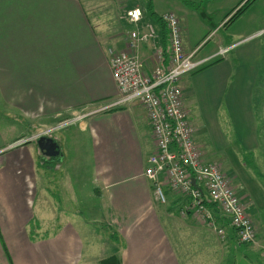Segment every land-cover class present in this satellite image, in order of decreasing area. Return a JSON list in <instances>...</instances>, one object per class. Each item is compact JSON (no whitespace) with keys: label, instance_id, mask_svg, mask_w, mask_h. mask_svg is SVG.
<instances>
[{"label":"crops","instance_id":"0c3cea01","mask_svg":"<svg viewBox=\"0 0 264 264\" xmlns=\"http://www.w3.org/2000/svg\"><path fill=\"white\" fill-rule=\"evenodd\" d=\"M240 1L244 0L224 15L220 28L244 4L234 10ZM85 3L0 0V264H85L83 259L89 258V253L93 254L90 261L116 255L121 264H210L209 258L219 264L222 253L242 243L225 218L218 220L226 232L220 238L191 215L182 216L180 209L186 198L168 186L163 187L166 203L154 199L153 186L143 175L154 147L151 127L140 104L85 116L65 126L68 128L60 134H51L59 149L56 155L42 150L37 141L9 148L33 128L52 124L58 117H74L79 111H89L117 97L106 47L123 49L127 35L116 34L113 26L105 25L110 19L101 17L104 2ZM154 12L159 16L164 13ZM150 23L158 35L157 45L166 43L167 32L161 35L155 21ZM263 29L264 0H251L225 26L214 49L200 57L233 43L227 55L216 63L206 62L202 69L180 80L184 105H199L193 115L195 126L189 122L203 160L217 162L233 183L238 181L237 176L224 169V164L232 167L226 154L228 144L235 142L238 151L246 155L253 151L250 143L255 138L250 137L264 135V32L257 34ZM182 44L187 52L195 49L188 38H183ZM152 50V43H142L139 53L147 59ZM46 56L53 57L49 64L44 61ZM232 64H236L234 68ZM151 67L147 65L148 70ZM220 125L228 126L222 131ZM226 136L232 138L226 141ZM68 146L92 165L86 188H77L90 201L99 200L103 205L105 225L118 242L108 256L98 258L88 251L72 223L73 204L69 200L74 188L69 175L59 183L56 177L64 165V147ZM248 198L251 200L252 195ZM251 201L254 205L248 202V211L256 215L260 234L264 223L259 221L256 199ZM85 206L95 213V207L87 201ZM75 210L79 211V206ZM79 217L83 221L81 214ZM91 234L100 236L96 228ZM246 246L261 248L264 254V241Z\"/></svg>","mask_w":264,"mask_h":264},{"label":"built area","instance_id":"2783aa9c","mask_svg":"<svg viewBox=\"0 0 264 264\" xmlns=\"http://www.w3.org/2000/svg\"><path fill=\"white\" fill-rule=\"evenodd\" d=\"M126 17L137 30L127 36L123 49L108 48L117 97L80 115L63 119L58 124L42 126L35 133L13 141L9 148L37 141L42 136L49 137L55 130L93 113L138 103L144 108L151 127L154 150L146 159L143 175L153 186L154 199L166 203L163 187L168 186L169 190L186 198L180 209L182 216L191 215L212 228L221 238L226 232L219 226L218 220L225 218L240 243H254L255 225L236 195L231 177L222 171L217 162H207L202 158V150L193 138L180 85L184 75L199 69L216 56H224L231 46L219 47L206 57H196L198 49L187 52L183 47L178 17L174 12H164L160 16L167 32L164 46L157 45L158 35L151 24L142 22L140 7L129 8ZM149 42L153 45L151 65L149 57L144 59L139 53L142 43ZM147 65L152 66L151 70ZM192 178L195 183H192ZM206 204L214 205L212 208L218 212V218Z\"/></svg>","mask_w":264,"mask_h":264},{"label":"rangeland","instance_id":"374dc122","mask_svg":"<svg viewBox=\"0 0 264 264\" xmlns=\"http://www.w3.org/2000/svg\"><path fill=\"white\" fill-rule=\"evenodd\" d=\"M90 2V5L92 3H101L104 2L103 6L101 7V11L104 12V14L101 16L103 18H108L110 20H107L105 25L107 26H113L115 29L116 34L123 33V35H130L132 31L136 29V27H133L134 24L127 20L126 17V11L134 6H138L143 10V22H150L153 20V16L150 14V11H156V12H167L172 11L176 14L178 17V22L180 26V32H181V39L188 38L189 44L191 47H194L197 50V57H200L202 54H205L207 52H210L214 49L217 39L224 33L225 26L223 28H220L218 25L219 23L224 19V15L232 9V7L239 1H233V0H88ZM108 1V2H106ZM217 1V2H216ZM244 1H240L234 10L239 7ZM82 2L85 3V0H82ZM151 2V6H150ZM233 3V4H232ZM100 10V6L98 7ZM20 15H25L24 12H21ZM90 17H93V13L90 12ZM147 20V21H146ZM244 19H242L243 21ZM101 21V18H100ZM153 25V23H150ZM146 26H144L145 28ZM113 29V30H114ZM137 30V29H136ZM140 30V27L138 28ZM62 33L63 31L60 30ZM264 29L261 31H258L257 34L263 33ZM126 36V37H127ZM262 55H264V37L262 38ZM164 42L162 43V46H164ZM226 46H231V48L228 50L230 51L234 45L229 44ZM216 50V49H215ZM227 51V53H228ZM106 52L108 53V49L106 47ZM227 53L224 56H216L213 59L216 58H224ZM142 57V56H141ZM4 60V57H1ZM46 60L45 63L49 64V61L53 59V57H45ZM144 58V57H142ZM35 57H32L29 59L31 62V65L34 63ZM145 59V58H144ZM150 59V65H151V57ZM236 64H232L231 67L234 68ZM43 67V65H41ZM233 74H235L233 72ZM25 77V74H24ZM236 80V77H234ZM0 95H1V89H0ZM30 106V104H29ZM28 106V107H29ZM186 108L189 110L188 113V119L193 125V115L195 117V111L199 110L198 106H187ZM85 111V110H84ZM88 111V110H87ZM83 113L82 111H79L78 113H75L76 115H80ZM98 113V112H97ZM95 114V113H93ZM64 118L58 117L57 120L54 123H59ZM65 119H67L65 117ZM222 124L223 121H220ZM228 122V121H227ZM52 123V124H54ZM52 124H46L42 126L52 125ZM38 126L36 128H33V130H30L31 135L35 133L37 130L40 129ZM195 126V125H193ZM228 125H220L222 131L223 127H227ZM70 127V126H69ZM72 129H76L75 125H71ZM68 127L61 128L60 131H54L52 134L56 136L57 134H60L63 130L67 129ZM27 135V136H28ZM26 137V136H22ZM20 137V138H22ZM232 138V136H226L225 140L229 141ZM255 141H251L253 143H250L253 149V151L245 152L246 155H242L239 152V146L235 143H229L227 146V152L226 154L231 159L232 167L229 165L224 164L225 171L229 173H234L237 176V182L233 183L232 180V186L236 189V191L240 192L244 195L243 197H240L241 199H244V202L247 203V210L246 212L250 216L251 220L253 221L255 225V241H264V226L260 225L261 232L260 234L257 231L255 218L256 215L253 213H249L248 208V202L250 205H254L251 200L256 199L259 209L257 210L259 215V221L264 223V135L261 134H254ZM19 139V138H17ZM16 139V140H17ZM34 141V140H32ZM31 142V141H29ZM73 147V145H72ZM64 147L66 151V155L64 154V165L61 167L60 170L57 171L56 177L58 183L64 179V176L69 175V179L71 180L72 187L74 188V195L73 198L69 200V203L73 204V212H74V219L72 220V223L74 227L78 230V233L82 235L83 237V243L86 246L87 250L90 252H95L94 255H98V258L102 256H108L111 254L114 248H117V240L115 238L112 239L111 236V229L109 230L107 226L105 225L106 216L103 213V205L99 200H95L96 203L92 202L93 200H89L87 196L81 195L78 191L79 187L80 189H85L86 185L85 183L89 181L88 175L92 172V165L88 162H84V157L82 155H76L74 152V147ZM250 150V149H249ZM243 151V150H242ZM248 151V150H247ZM252 153V154H249ZM78 154V153H77ZM257 157V160L253 158V156ZM63 174V175H62ZM227 174V173H226ZM66 179V178H65ZM82 181V185L79 184L80 180ZM78 182V183H77ZM248 194L252 195L251 200L248 198ZM76 198V199H75ZM79 198V199H78ZM86 201L90 203L92 206L95 207L94 212L91 213L88 211V208L86 205ZM80 203H83L81 205ZM79 206V211H76L75 208ZM105 206V205H104ZM83 207V209H82ZM81 212V213H80ZM174 215L179 218V216L175 213L177 211H173ZM82 215V220H80L79 215ZM180 219V218H179ZM195 220L199 225L202 227H207L203 225L200 221H198L196 218H192ZM90 223H92L90 225ZM224 230L225 226L221 223L219 224ZM96 228L98 234H100L99 237H96V235L91 234L92 231H94ZM106 228V229H105ZM210 228V227H207ZM108 229V230H107ZM212 229V228H210ZM213 230V229H212ZM214 231V230H213ZM42 234H46L42 232ZM113 235V234H112ZM224 237V236H222ZM221 238V237H220ZM100 241L102 244L101 246L98 245L95 242ZM122 243V242H121ZM255 243V242H254ZM249 243V244H254ZM247 244H240L236 245V248L234 246L227 249V252L225 254H221L219 259V264H264V254L263 250L260 249H250ZM89 253V252H88ZM104 254V255H101ZM89 258L83 259V261H87L85 264H98V261H90L92 258L90 256H93L92 253H89ZM96 260V259H95ZM208 263L213 264L218 261L213 259H207Z\"/></svg>","mask_w":264,"mask_h":264},{"label":"trees","instance_id":"16d2710c","mask_svg":"<svg viewBox=\"0 0 264 264\" xmlns=\"http://www.w3.org/2000/svg\"><path fill=\"white\" fill-rule=\"evenodd\" d=\"M250 1L251 0H246V2H244V4L242 5V6H240L230 17H229V19L226 21V23L224 24V25H227L229 22H231L234 18H236L238 15H239V13L241 12V10L246 6V5H248L249 3H250ZM150 6H151V2H150ZM143 11V10H142ZM150 14L153 16V20L155 21V23L157 24L156 26H158V28H159V31H161V35L163 34V33H165L166 32V30H165V26H164V23L162 22V20H161V17L159 16V15H157L153 10H151L150 11ZM227 16H228V14H227ZM162 37H164V36H162ZM219 60H221V58H216V59H213L212 61H210L208 64H206V65H210V64H213V63H216V62H218ZM205 65V66H206ZM204 67V65L202 66V67H200L199 69H202ZM198 69V70H199ZM231 183H232V181H231ZM236 195L239 197V199H240V201H241V204L245 207V210H247V203H245L244 202V199H241L240 198V195H241V193L240 192H238V191H236ZM191 198L189 197V200H190ZM214 205H212V204H206V207L209 209H211L212 210V212H213V214H214V216H216L217 218H218V212L217 211H215L212 207H213ZM186 216H189V214L188 215H186ZM113 234V232H111V236H113L112 235ZM242 244H244V243H242ZM99 264H121L120 263V260H119V258L116 256V255H111V256H108V257H106V258H104V259H101L100 260V262H99Z\"/></svg>","mask_w":264,"mask_h":264},{"label":"water","instance_id":"95a60500","mask_svg":"<svg viewBox=\"0 0 264 264\" xmlns=\"http://www.w3.org/2000/svg\"><path fill=\"white\" fill-rule=\"evenodd\" d=\"M37 144L42 150L45 149L47 153H50L52 155L58 154L59 149L56 145V142L54 141V139L50 137H46V136L40 137L39 139H37ZM192 183H195L194 178H192Z\"/></svg>","mask_w":264,"mask_h":264}]
</instances>
